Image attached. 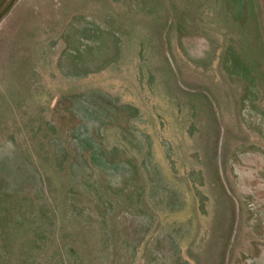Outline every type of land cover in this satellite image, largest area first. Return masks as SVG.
Returning a JSON list of instances; mask_svg holds the SVG:
<instances>
[{
  "label": "rangeland",
  "instance_id": "rangeland-1",
  "mask_svg": "<svg viewBox=\"0 0 264 264\" xmlns=\"http://www.w3.org/2000/svg\"><path fill=\"white\" fill-rule=\"evenodd\" d=\"M0 264H264V0H0Z\"/></svg>",
  "mask_w": 264,
  "mask_h": 264
}]
</instances>
